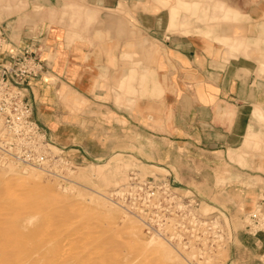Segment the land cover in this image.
<instances>
[{"label": "rangeland", "instance_id": "obj_1", "mask_svg": "<svg viewBox=\"0 0 264 264\" xmlns=\"http://www.w3.org/2000/svg\"><path fill=\"white\" fill-rule=\"evenodd\" d=\"M34 1L0 0V32L9 38L7 23L35 8ZM133 1H138L140 8L147 9L149 2L153 10L173 9L174 29L209 30L227 21L226 14L223 18L217 15L228 11L225 0ZM81 19L78 16L71 22ZM134 21L124 9L123 42L128 50L131 43H138L140 64L153 60L157 65L163 54L162 39L140 31L137 39ZM90 22L94 23L84 20ZM116 24L107 21L108 27ZM123 54L125 61L130 59L129 51ZM128 77L118 87L124 97L132 94L137 99L133 107L137 102L140 117L132 140L130 133H124V138L138 146L122 149L134 153L118 150L105 158L88 159L78 151L54 145L49 137L52 144L47 147L54 156L43 167H26L0 158V250L4 253L0 251V264H261L264 242L260 247L244 226V217L264 201V164L242 163L237 157L241 153H234L228 160L221 155L212 168L202 167L197 150L168 139L169 130L166 133L163 124L167 118L163 78L156 71L154 77L140 71L136 91ZM98 118L89 117L92 121ZM178 134L172 132L175 140ZM263 144L264 139H256L247 155L251 159L264 156ZM153 180L158 186L169 183L179 197L176 199L191 204L185 209V227L183 222L177 224L182 218L169 220L165 229L171 235L167 238L147 233L134 210L143 196L129 194L128 185ZM195 216L207 221L198 222L197 231L187 227ZM130 220L138 229L135 234L140 235L132 234ZM150 239L155 244L145 248ZM159 244L162 248H157Z\"/></svg>", "mask_w": 264, "mask_h": 264}, {"label": "crops", "instance_id": "obj_2", "mask_svg": "<svg viewBox=\"0 0 264 264\" xmlns=\"http://www.w3.org/2000/svg\"><path fill=\"white\" fill-rule=\"evenodd\" d=\"M32 3L35 8L7 23L9 43L0 59L12 45L32 42L41 48L43 69L30 81V98L54 145L88 159L137 147L124 138L130 133L132 140L138 131L137 99L124 97L118 85L130 76L137 91L140 71L150 77L156 71L163 78V124L170 142L197 150L202 167L234 153H241L242 163L264 164V156L247 155L256 139H264V0H225L228 11L217 15L226 14L227 21L209 30L174 29L175 11L153 10L149 2L147 9L133 0ZM124 9L135 20L137 39L139 31L162 39L157 65L140 64L138 43L127 49ZM78 16L82 19L72 23ZM108 20L117 24L108 27ZM124 51L130 52L126 61ZM172 132L179 133L178 140Z\"/></svg>", "mask_w": 264, "mask_h": 264}, {"label": "built area", "instance_id": "obj_3", "mask_svg": "<svg viewBox=\"0 0 264 264\" xmlns=\"http://www.w3.org/2000/svg\"><path fill=\"white\" fill-rule=\"evenodd\" d=\"M8 43L4 32H0V50L6 48ZM40 49L32 42L12 45L0 59V158L11 159L26 167H43L54 156H50L52 150L47 147L51 143L47 129L35 118V105L30 98V81L39 76L43 69ZM128 186L129 194L143 196L141 204L137 202L134 210L142 219L147 233H159L166 237L170 234L165 229L170 219L182 218L177 224L185 220V209L190 208L191 204L183 198L176 199L179 197L169 183L158 186L153 180ZM245 216L244 226L256 237L261 247L264 242V201ZM198 222L207 221L195 216L187 227L197 231ZM181 226L185 227V223H181ZM260 262L264 264V247Z\"/></svg>", "mask_w": 264, "mask_h": 264}, {"label": "bare ground", "instance_id": "obj_4", "mask_svg": "<svg viewBox=\"0 0 264 264\" xmlns=\"http://www.w3.org/2000/svg\"><path fill=\"white\" fill-rule=\"evenodd\" d=\"M52 143H50V145H51ZM125 153V152H124ZM119 155V154H118ZM115 161V160H114ZM12 165V164H11ZM16 166V165H15ZM33 168V167H32ZM36 173V172H35ZM36 176V175H35ZM27 177V176H26ZM26 179V178H25ZM43 190L44 191H50V187H44L43 188ZM125 217V216H124ZM5 221V220H4ZM128 227H130V230H131V232H133L132 234L133 235H135V236H138V235H140V234H138V232H137V234H135V232L136 231H138V229L136 228V226L134 225V223L130 220L129 222H128ZM140 227V226H139ZM140 232V231H139ZM139 238V237H138ZM137 238V240H139ZM138 243H140V242H138ZM153 244H155V240L154 239H150L149 241H147V244L145 245V248H149L150 246H152ZM162 245H164V243H162L161 244V246ZM166 245V244H165ZM160 246V244L157 246V248L158 247H161ZM10 248V247H9ZM162 248V247H161ZM1 251V250H0ZM2 252V251H1ZM3 253V252H2ZM168 253H170V252H168ZM4 254V253H3ZM0 255H2V254H0ZM163 255H166V254H163ZM3 260V259H2Z\"/></svg>", "mask_w": 264, "mask_h": 264}]
</instances>
